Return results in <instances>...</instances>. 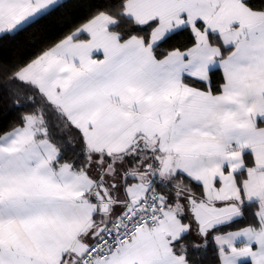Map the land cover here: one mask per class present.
I'll return each instance as SVG.
<instances>
[{
    "label": "snow or ice",
    "instance_id": "snow-or-ice-1",
    "mask_svg": "<svg viewBox=\"0 0 264 264\" xmlns=\"http://www.w3.org/2000/svg\"><path fill=\"white\" fill-rule=\"evenodd\" d=\"M0 121V264H264V0H0Z\"/></svg>",
    "mask_w": 264,
    "mask_h": 264
},
{
    "label": "trees",
    "instance_id": "trees-1",
    "mask_svg": "<svg viewBox=\"0 0 264 264\" xmlns=\"http://www.w3.org/2000/svg\"><path fill=\"white\" fill-rule=\"evenodd\" d=\"M54 34H55V29L53 30V35ZM24 51H30V49L27 48L26 39L20 44L9 46L8 48L4 50L3 54L10 56V57H14L17 53L24 52ZM0 123H2V121H0Z\"/></svg>",
    "mask_w": 264,
    "mask_h": 264
}]
</instances>
